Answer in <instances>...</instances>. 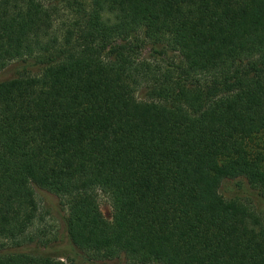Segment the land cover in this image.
<instances>
[{
    "label": "trees",
    "instance_id": "trees-1",
    "mask_svg": "<svg viewBox=\"0 0 264 264\" xmlns=\"http://www.w3.org/2000/svg\"><path fill=\"white\" fill-rule=\"evenodd\" d=\"M31 59L0 80V264H264V0H0V73Z\"/></svg>",
    "mask_w": 264,
    "mask_h": 264
},
{
    "label": "rangeland",
    "instance_id": "rangeland-1",
    "mask_svg": "<svg viewBox=\"0 0 264 264\" xmlns=\"http://www.w3.org/2000/svg\"><path fill=\"white\" fill-rule=\"evenodd\" d=\"M53 5V3H52ZM56 12L57 21H68V13L61 5L54 6ZM136 56L140 61H148L153 63V52L149 44H144L139 52L136 53ZM43 67L36 60L31 59L27 62H13L9 64L2 72L0 73V80L15 76L18 74H31L38 75L42 72ZM144 92L139 91V96H143ZM251 151L264 152V133L256 135L253 139V142L250 145ZM221 195L227 199L230 198H239L240 200L249 201L254 204L256 207L261 208L260 201L257 196L256 190L248 185L245 181L240 180H226L221 184L219 189ZM38 199L41 201L42 211L44 213V218L40 224L45 231V236L43 237L44 242L47 243V251H54L57 255H61L62 259L66 260L63 256L70 251V244L65 236L64 227L62 223L61 214L58 210V198L55 195L48 194L45 191H37ZM98 203L103 213L104 217L107 220H111L112 210L110 206V201L107 196L103 193H100L98 196ZM36 244H31L30 246H35ZM61 258V257H60ZM65 262H68L67 260ZM69 263V262H68ZM99 261L95 262H82L80 264H99ZM109 264H127L124 261H111Z\"/></svg>",
    "mask_w": 264,
    "mask_h": 264
}]
</instances>
